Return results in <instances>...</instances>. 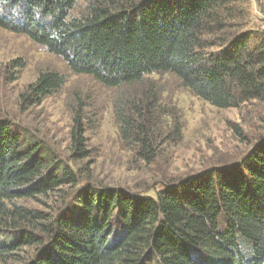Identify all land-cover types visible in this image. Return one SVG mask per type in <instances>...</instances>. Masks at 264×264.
<instances>
[{"label":"trees","instance_id":"trees-1","mask_svg":"<svg viewBox=\"0 0 264 264\" xmlns=\"http://www.w3.org/2000/svg\"><path fill=\"white\" fill-rule=\"evenodd\" d=\"M246 2L93 0L72 17L77 0H0V27L104 86L170 73L201 99L229 108L264 102V29L243 25ZM65 79L56 70L41 72L22 104L42 103ZM125 105L128 113L117 107L122 139L135 158L153 163L157 95L149 88ZM172 123L166 141L181 136L180 121ZM84 134L77 116L72 145L79 158L88 156ZM33 144L0 122V258L35 247L32 264H264V135L240 163L164 184L155 196L87 185L74 208L56 215L15 201L79 184L64 163L53 179H43L53 158Z\"/></svg>","mask_w":264,"mask_h":264},{"label":"rangeland","instance_id":"rangeland-1","mask_svg":"<svg viewBox=\"0 0 264 264\" xmlns=\"http://www.w3.org/2000/svg\"><path fill=\"white\" fill-rule=\"evenodd\" d=\"M92 1L77 0L71 16L85 14ZM246 5L248 16L243 25L264 29V0H247ZM47 70L66 77L63 87L40 104L23 105L21 95ZM149 88L157 95L161 116L158 157L150 164L134 157L133 148L122 139L117 119L119 107L128 113L126 101L138 99ZM77 116L85 129L88 156L84 158L75 156L72 145ZM173 119L180 121L182 133L178 140L166 141ZM0 122L50 154L52 167L43 179H53L62 163L79 176L77 185L65 184L47 194L15 200L56 215L69 206L74 208L79 189L87 185L155 196L164 184L241 161L264 135V102L251 100L238 107L219 108L170 73L148 74L133 84L107 87L90 75L74 73L61 56L27 36L0 27ZM35 251V247L20 248L0 258V264H32Z\"/></svg>","mask_w":264,"mask_h":264}]
</instances>
